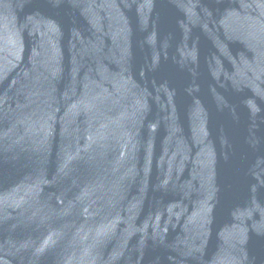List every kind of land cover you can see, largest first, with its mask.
<instances>
[{
  "label": "water",
  "instance_id": "1",
  "mask_svg": "<svg viewBox=\"0 0 264 264\" xmlns=\"http://www.w3.org/2000/svg\"><path fill=\"white\" fill-rule=\"evenodd\" d=\"M0 264H264V0H0Z\"/></svg>",
  "mask_w": 264,
  "mask_h": 264
}]
</instances>
